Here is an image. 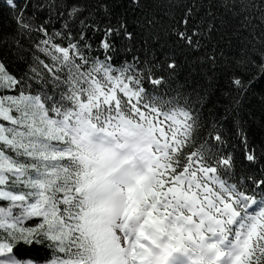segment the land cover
<instances>
[{"label": "snow or ice", "instance_id": "obj_1", "mask_svg": "<svg viewBox=\"0 0 264 264\" xmlns=\"http://www.w3.org/2000/svg\"><path fill=\"white\" fill-rule=\"evenodd\" d=\"M131 4L5 0L0 264H264V141L239 115L264 83V0Z\"/></svg>", "mask_w": 264, "mask_h": 264}, {"label": "trees", "instance_id": "obj_2", "mask_svg": "<svg viewBox=\"0 0 264 264\" xmlns=\"http://www.w3.org/2000/svg\"><path fill=\"white\" fill-rule=\"evenodd\" d=\"M187 0H172L173 8L169 11L165 5L161 11V15L168 14L174 16L177 19L180 15V5ZM6 5L5 0H0V26H3V17L6 16L5 11ZM127 9L126 15L131 21L136 15H139L140 9L134 8L131 4V0H123V8L121 11ZM168 47H171L169 43ZM180 62V68L177 71V75L174 78L177 84H183L186 80L188 84L192 83L194 78L198 79L196 73L192 72L189 65L185 62L184 57H178ZM176 85H173L175 87ZM228 88L227 82L221 80L217 86L211 90V96L205 107V115L211 110L215 112H223L222 104L224 102L223 91ZM159 91L163 93L164 88H159ZM240 121L244 132L248 136L249 143H255L257 146L260 141H264V83L257 81L255 86L252 87L241 99V111ZM232 131L229 133L227 150L231 152L234 157L239 161L243 158L244 146L241 143V135L235 125H230ZM201 134L204 138L207 137V130L202 129ZM247 164V162H245ZM261 169H264V160L253 166V174L258 173Z\"/></svg>", "mask_w": 264, "mask_h": 264}]
</instances>
